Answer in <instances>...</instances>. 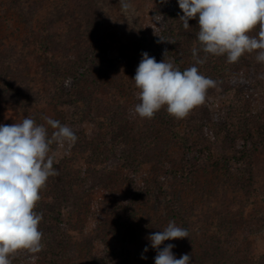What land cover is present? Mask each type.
Instances as JSON below:
<instances>
[{
    "label": "trees",
    "instance_id": "1",
    "mask_svg": "<svg viewBox=\"0 0 264 264\" xmlns=\"http://www.w3.org/2000/svg\"><path fill=\"white\" fill-rule=\"evenodd\" d=\"M15 1L23 12L27 11L22 6H29L31 15L34 10H46L33 43L43 58L42 64L34 65L27 57L28 46H25L16 52L18 67L4 66L5 73L0 82V107H4V112L0 111V124L20 123L24 118H32L37 124H45L46 118L65 124V107L70 109V118L65 125L78 137L70 157L59 160L55 157L53 167L57 175L50 177L40 190L41 199L34 211L43 214L39 225L43 249L37 253L36 264L80 262L82 250L78 245L83 236L80 221L85 209L95 205L85 199H76L74 188H87L95 179L97 186L107 191L111 177L114 178L111 176L114 164L118 160L135 164L144 155L142 149L156 145L162 135L166 134L171 142L180 146L189 170L197 166V160L202 156L207 155L213 167L225 161L223 156L213 159L218 132L228 131V143L232 141L229 143L231 148L238 152V156L231 159L240 166L252 155L264 153V107L252 112L256 97L264 100V63L256 60L255 52L245 53L235 63H228L225 56L208 55L205 63L196 65L201 74L217 81V86L209 89L206 97L212 100L223 97L226 105L212 107L213 110L203 103L182 119L169 115L164 108L151 119L140 118L134 113V106L139 103V90L131 79L143 52L158 62L162 59L172 61L181 71L195 64L192 49L200 47L196 39L197 21L190 20L191 28L184 29L180 20L183 13L177 0H131V4L138 1L145 7L147 14L163 18L150 36L142 21H137L136 26L130 27L134 30L132 37L120 26L116 30L111 27L119 0H41L36 2L34 10L35 1L33 5L31 0ZM257 33L258 28L250 34L255 36ZM124 38L130 42L127 46L120 43ZM114 45L119 50L115 60L108 55ZM125 47L130 50L126 51ZM205 55L198 51L199 57ZM114 64L117 65L115 69ZM84 123L91 125L90 132L85 131ZM52 131L49 128V135ZM56 146L57 143L51 145L54 154ZM102 149L111 151L108 159L101 158ZM83 160L88 161V168L83 167ZM238 170L239 190L250 191L255 177L250 171L248 177H244L242 170ZM90 187L87 188L89 191L96 188ZM111 188L114 192L115 187ZM112 194L107 197L112 199ZM114 202L102 207L128 208L121 200ZM259 220L258 233H264L263 214ZM126 229L128 231L120 241L125 255L137 238L131 225ZM222 240L212 242V260L206 261L200 256L194 263L264 264V255L250 257L247 249L244 252L238 248L230 252L228 248L236 244L235 240ZM29 258L26 250L10 257L11 264H21Z\"/></svg>",
    "mask_w": 264,
    "mask_h": 264
},
{
    "label": "rangeland",
    "instance_id": "2",
    "mask_svg": "<svg viewBox=\"0 0 264 264\" xmlns=\"http://www.w3.org/2000/svg\"><path fill=\"white\" fill-rule=\"evenodd\" d=\"M34 1L32 10L37 7L36 2L41 0H31L30 4L33 5ZM15 3V0H0V82L5 73L4 66L16 67V52L25 46H28V59L33 60L34 65L39 62L42 64L41 51L33 43L37 39L38 35L35 34L46 10H34L31 15L29 6L23 5V9L27 11L23 12ZM153 18L145 12V7L136 1L127 12L119 5L118 11H115L111 18V27L116 30L120 26L132 37L134 30L130 27L136 26L137 21L141 20L150 36L157 24ZM28 39L30 40L27 41ZM120 43L126 46L130 44L127 38L122 39ZM117 47L114 45L111 51L108 50V55L113 60L119 56ZM125 50L130 49L125 47ZM115 66L117 65L114 64V69ZM38 70L39 68L35 69L36 72ZM255 101L252 106L254 113L264 107L263 97H256ZM204 103L211 109L227 104L223 97H215L213 100L206 97ZM0 108V111H3L4 107ZM63 109L66 111L63 115L66 124L70 118V109ZM83 128L90 132L91 125L84 123ZM216 136L218 142L212 152L213 159L225 157V161L220 162L217 167L211 165V160L206 155L198 158L197 166L189 170L188 160L185 159L180 146L171 142L165 134L156 145L149 149L143 148L144 155L138 158L135 164L118 160L114 164L116 166L111 175L114 178L111 177L107 191L97 186L99 184L95 179L89 183L92 188L96 187L94 190L89 191V185L88 189L75 187L76 199H85L95 205L85 209L82 214L80 225L83 226V236L78 245L82 251L78 264H154L159 249L150 246L148 237L153 232L163 230L170 221L186 228L189 236L185 239L165 241L160 248L171 243L174 245L173 253L176 257L190 254L192 264H196L194 261L198 257H204L206 261L212 260V242L219 238L223 239L222 241L235 240L236 244L228 248L230 252L238 248L244 252L247 249L250 257L264 255V233H258L259 216L264 215V153L252 155L249 161L244 160L240 166L231 159L237 157L238 152L231 148L229 143L232 141L228 143V131L218 132ZM72 147L73 145L57 144L54 150L56 159L70 157ZM100 154L101 158L108 159L111 151L102 149ZM87 163L88 161L83 160L84 168L89 167ZM238 169L242 170L244 177H248L249 171L255 177L250 191L239 190ZM112 186L115 187L114 192L111 190ZM106 193H113L112 199L107 197ZM115 200L125 202L128 208L118 210L112 206L102 207L107 203H116ZM127 225L135 229L137 238L130 244V252L125 255L121 250L120 241L128 231ZM146 247L148 251L144 252ZM207 249L210 250L206 252ZM29 256V260L21 264H36L37 253H29Z\"/></svg>",
    "mask_w": 264,
    "mask_h": 264
},
{
    "label": "clouds",
    "instance_id": "3",
    "mask_svg": "<svg viewBox=\"0 0 264 264\" xmlns=\"http://www.w3.org/2000/svg\"><path fill=\"white\" fill-rule=\"evenodd\" d=\"M119 3L123 11L131 9V0ZM177 4L184 29L191 28L190 20L197 21L200 47L192 49L195 64L181 71L172 61L158 62L143 52L131 79L139 90V103L133 111L140 118L151 119L164 108L169 115L182 119L202 105L207 91L217 86V81L201 74L196 66L205 63L208 55L225 56L228 63H235L245 53L255 52L256 60L264 63V0H177ZM153 19L160 22L163 18L159 15ZM257 28V35H251ZM198 51L206 55L201 58ZM77 139L71 127L52 118H46L45 124H37L32 118L0 124V264H11L10 257L20 251H42L39 225L43 214L34 209L41 199L40 190L57 175L51 145L71 146ZM188 236V230L175 221L153 232L148 237L150 246L159 249L154 264H192L190 254L176 257L173 244L160 248L165 241Z\"/></svg>",
    "mask_w": 264,
    "mask_h": 264
}]
</instances>
